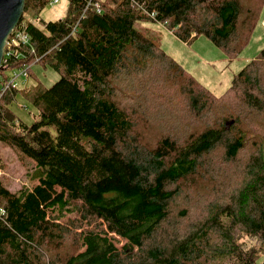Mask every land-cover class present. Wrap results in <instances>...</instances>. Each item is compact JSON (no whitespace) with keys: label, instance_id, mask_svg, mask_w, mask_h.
<instances>
[{"label":"trees","instance_id":"16d2710c","mask_svg":"<svg viewBox=\"0 0 264 264\" xmlns=\"http://www.w3.org/2000/svg\"><path fill=\"white\" fill-rule=\"evenodd\" d=\"M50 1L25 0L17 28L30 46L10 56L5 48L0 69L4 77L39 62L59 73L49 87L20 90L37 111L31 123L9 108L18 89L0 99V143L33 161L38 180L17 191L0 180V264H264L256 262V250L240 248L237 233L264 241V138L248 156L246 178L230 201L211 207L189 234L152 243L176 184L196 174L217 146L226 160L245 147L244 116L228 109L233 95L251 113L264 114V47L215 95L160 47L159 33L145 23L159 24L187 44L205 35L235 54L257 22H247L250 7L243 0H68L63 17L45 21L39 13ZM31 15L38 24L27 20ZM146 69L177 84L196 120L213 115L212 123L183 142L163 134L140 152L136 117L115 95L121 79ZM69 213L76 215L61 221ZM70 236L73 250L58 260Z\"/></svg>","mask_w":264,"mask_h":264},{"label":"rangeland","instance_id":"374dc122","mask_svg":"<svg viewBox=\"0 0 264 264\" xmlns=\"http://www.w3.org/2000/svg\"><path fill=\"white\" fill-rule=\"evenodd\" d=\"M244 2L250 7V15L252 14L247 17V22L254 20L257 22L245 45L235 54L217 47L205 35H199L187 44L159 24L157 27L155 23L146 22L145 26L159 33L160 47L187 73L213 94L220 95L230 86L234 74L255 59L264 47V0H243ZM67 8L68 0H56L53 4L47 3L39 16L45 21L57 19L66 14ZM28 17L32 15L26 16ZM241 29V33L245 35L247 23L242 25ZM29 71L30 74L28 73L26 77L17 78L14 81L18 91L9 104L15 116L25 123H31L37 111L20 90L31 85L49 87L59 78L56 70L39 62L33 63ZM259 71H261L262 85H264V65ZM119 82L122 88L117 90L115 98L122 107L130 110L136 117L134 130L140 152H146L163 134L169 133L179 142H183L189 134H194L203 126L212 123L213 115H209L204 123L197 121L189 111L185 94L177 89V84L168 83L154 70L136 71ZM237 94L230 99L228 109L231 113L238 111L244 116L245 126L248 125L249 130L245 147L238 153L236 159L226 160L223 146H217L202 158L200 169L196 174L176 184L177 193L169 202L168 217L152 238V243L166 244L189 234L202 222L211 207L230 201L244 182L247 158L264 138V128L262 129L264 114L258 115L256 112L248 111L237 102L240 99ZM226 127H229V124H226ZM33 166V161L23 157L14 147L0 143L2 171L0 180L7 189L17 191L21 187H33L38 182L32 177ZM75 215L69 213L61 221ZM69 220L67 219L66 223ZM89 222H82V225ZM95 225H98V221ZM71 228L75 232L80 231V227L71 226ZM237 233L240 248L256 250L258 255L256 262L259 258L264 261V241L257 236L246 235L240 230ZM70 238L71 236L59 248V257L56 254L58 260L73 250ZM121 244L122 242L117 243V246L120 247ZM61 263L59 261L56 264Z\"/></svg>","mask_w":264,"mask_h":264},{"label":"built area","instance_id":"2783aa9c","mask_svg":"<svg viewBox=\"0 0 264 264\" xmlns=\"http://www.w3.org/2000/svg\"><path fill=\"white\" fill-rule=\"evenodd\" d=\"M55 2L56 0L50 1V3L52 4ZM151 16H153V14H151ZM27 19L29 22L33 24H38L39 22L38 17H28ZM21 45L30 46V40L23 29H19L15 27L5 42L4 49L6 48V56H10V53L17 50V48ZM30 49L32 50V48ZM3 56H4V53H3ZM2 62H3V59H2ZM2 62H1V65H2ZM28 72H29V66L25 65V66H21V67L13 68L9 70L7 76H4V77L1 76L0 78V99L2 98L3 94L6 91L14 89V88L17 89L15 87L14 81L17 78L26 77L28 75ZM1 173L2 171L0 169V175Z\"/></svg>","mask_w":264,"mask_h":264},{"label":"water","instance_id":"95a60500","mask_svg":"<svg viewBox=\"0 0 264 264\" xmlns=\"http://www.w3.org/2000/svg\"><path fill=\"white\" fill-rule=\"evenodd\" d=\"M25 8V0H0V69L5 42L19 23Z\"/></svg>","mask_w":264,"mask_h":264},{"label":"crops","instance_id":"0c3cea01","mask_svg":"<svg viewBox=\"0 0 264 264\" xmlns=\"http://www.w3.org/2000/svg\"><path fill=\"white\" fill-rule=\"evenodd\" d=\"M156 24V23H155ZM157 25V27H159V25L158 24H156ZM160 27H162L161 25H160ZM162 28H164V27H162ZM171 32V31H170Z\"/></svg>","mask_w":264,"mask_h":264},{"label":"bare ground","instance_id":"6f19581e","mask_svg":"<svg viewBox=\"0 0 264 264\" xmlns=\"http://www.w3.org/2000/svg\"><path fill=\"white\" fill-rule=\"evenodd\" d=\"M21 18H22V17H21ZM19 22H20V21H19ZM17 26H18V24H17ZM17 26H16V27H17Z\"/></svg>","mask_w":264,"mask_h":264}]
</instances>
